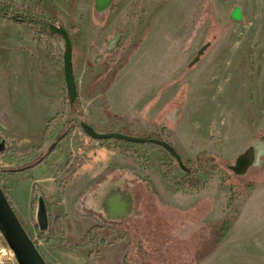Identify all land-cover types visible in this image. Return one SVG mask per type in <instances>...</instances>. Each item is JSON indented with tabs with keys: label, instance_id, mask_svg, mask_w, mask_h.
Segmentation results:
<instances>
[{
	"label": "rangeland",
	"instance_id": "obj_1",
	"mask_svg": "<svg viewBox=\"0 0 264 264\" xmlns=\"http://www.w3.org/2000/svg\"><path fill=\"white\" fill-rule=\"evenodd\" d=\"M226 1L115 0L111 11L96 14L90 12L87 0H0L15 5L12 8L21 6L34 21L25 24L9 19L12 14L0 15V141H5L0 182L5 193L8 177L17 172L2 170L28 165L64 132L65 139L57 147L68 150L69 156L56 178H62L66 161L92 158L99 146L129 158L134 215L127 232L102 224L106 231L112 230L106 240L123 235L122 241H114L110 255L106 254L109 246L99 244L102 233L77 246L94 225L76 222V215L65 219L66 235L52 238L61 247L81 249L86 255L101 246V258L89 257L87 264H264V7L255 10L252 18L246 13L236 21L231 11L241 5L224 10ZM253 5L258 7L260 2ZM51 18L71 31L77 87L72 105L63 78L64 42L35 24ZM11 69L16 73L17 111L8 98ZM112 108L124 111L128 118ZM80 122L99 132L159 135L174 147L185 168L156 144L90 138ZM252 144L257 147L256 159L244 174L235 173L230 166ZM213 153L229 160L220 166L222 170L213 171L211 161L193 163L199 155L207 158ZM185 160L192 163L184 165ZM104 165L76 173L64 187L66 199L81 198L86 214L94 215L90 203L96 180L89 179ZM187 168L196 171L203 187L179 184ZM105 177L102 173L97 181ZM26 178L32 181L30 175ZM247 182L254 188H239ZM232 184L238 188L231 190ZM27 191L30 194L29 188L20 190L23 199ZM173 192L179 194L177 200L171 199ZM34 210L35 206L33 214ZM234 210H239L238 216L228 236L206 259L193 262L207 232L202 228ZM185 223L192 224L187 237L178 234ZM24 226L36 236L41 250L46 240L39 238L35 220Z\"/></svg>",
	"mask_w": 264,
	"mask_h": 264
},
{
	"label": "crops",
	"instance_id": "obj_2",
	"mask_svg": "<svg viewBox=\"0 0 264 264\" xmlns=\"http://www.w3.org/2000/svg\"><path fill=\"white\" fill-rule=\"evenodd\" d=\"M79 0H76V3ZM89 2V10L92 13L93 8V0H87ZM260 6H254V3H259ZM234 4L241 5L243 16L246 13H250L247 17L252 18L253 12L257 9H261L264 7V0H227L226 5H223L221 8L229 9ZM245 4V7L242 6ZM253 7V8H252ZM257 7V8H256ZM229 11V10H226ZM246 11V12H245ZM245 12V14H244ZM252 12V14H251ZM71 17L74 19V13H71ZM77 25V22H75ZM78 26V25H77ZM79 28V27H78ZM264 29V28H263ZM12 67V66H11ZM15 70L11 69L8 73V84H9V104L14 111L18 110L19 102L16 99L14 91L16 89L15 86ZM20 108V105H19ZM112 111L120 113L122 116H125L124 111H116L112 108ZM53 112V111H52ZM51 112V114H52ZM177 138L180 136L177 133ZM178 138V139H179ZM117 150L114 148H106L103 146H99L93 149L91 161L80 170L79 173H83L87 167H99V165H104L103 169L96 172L91 178L96 180L94 188V195L92 196L93 202L90 203V207L93 208L94 215H89L85 213V208L83 207V201L79 196L72 197L71 200L66 199V192L63 189L62 193H60L55 178L58 175V170L61 169V166L64 164L67 156H69V151L57 147L52 153H50L42 162L38 163L34 167L30 169L28 172H17L8 177V198L11 201L12 207L15 210L19 219L26 223V221H34V214L32 211V200H33V182H35L41 189L40 192L44 195L46 202L50 203L49 213L50 217L52 214L58 215L61 218L67 219L70 215H76V222H81L84 226H92V225H104L111 226L114 231H122L127 232L128 224L130 223V217L134 215V208L128 209L126 213L117 214L110 212V207H108L107 201L112 196H120V195H132L131 198L134 197L133 193H129L128 188V178H129V158H122V156H115ZM99 155V156H98ZM121 155V154H120ZM100 156H106L108 158H100ZM73 157V156H72ZM82 171V172H81ZM105 173L106 177L103 182L101 180L97 181L100 178L101 174ZM30 175L32 177V181L26 180L25 177ZM82 177V176H81ZM85 177V176H84ZM26 184H29L27 187ZM23 188H29V191L25 194V199L22 198V193L20 192ZM93 193V192H92ZM171 199L177 200L178 193H171ZM91 195V194H90ZM254 195V191L248 195L246 201L250 200ZM185 196V195H184ZM120 198V197H119ZM181 199V197H180ZM186 199V196H185ZM134 200V198H133ZM240 208V213H242L243 208L245 207V202ZM87 203V202H86ZM247 203V202H246ZM85 204V203H84ZM90 208V209H91ZM74 221V222H75ZM52 222V217H51ZM66 222V221H65ZM107 223V224H106ZM127 227V228H126ZM112 231V230H111ZM192 231V224L185 223L181 230L179 231L180 236L187 237ZM177 234V232H176ZM66 235V231H65ZM122 241V239H121ZM115 244L109 246L106 250V254L110 255L111 248ZM245 249V247H241ZM247 249V246H246ZM245 249V250H246ZM110 250V251H109ZM41 251L45 255V257L51 262V264H87L88 257L84 252L80 250H75L70 247H61L58 245L55 239L50 241H45L44 246L41 247ZM121 259L123 258V251L119 250ZM101 258V257H100Z\"/></svg>",
	"mask_w": 264,
	"mask_h": 264
},
{
	"label": "water",
	"instance_id": "obj_3",
	"mask_svg": "<svg viewBox=\"0 0 264 264\" xmlns=\"http://www.w3.org/2000/svg\"><path fill=\"white\" fill-rule=\"evenodd\" d=\"M114 1L115 0H93V10L96 14H105ZM231 17L236 21H242L243 16L241 8L239 6H235L233 8V10L231 11ZM48 29L51 34L60 36L64 42V50L62 55L63 78L68 102L70 105H72L74 99L77 96V87L72 64V39L68 29L61 24L48 23ZM208 45L209 43H206L201 48H199L195 55V60L194 62H192V64L199 59L200 55L204 52ZM80 126L87 136L96 140L116 139L138 144L152 143L159 145L166 149L177 160L181 168H185L182 165L180 156L176 152L174 147L164 140L128 135L117 131L99 132L91 124L85 122H80ZM256 149V144L250 145L247 149H245L244 152H242L235 158V162L230 166V169L237 174H244L247 168L256 159L254 158V152ZM4 150L5 141L1 140L0 153ZM107 204L108 207H110V212L112 214L115 212L117 214H123L126 213L128 209H131L132 198L128 195H115L108 199ZM34 220L40 233L48 232L51 224V217L44 195L40 191L36 192L35 196ZM0 234L2 235L7 246L13 252L17 264H47L35 241L29 236L28 231L19 220L1 186Z\"/></svg>",
	"mask_w": 264,
	"mask_h": 264
},
{
	"label": "trees",
	"instance_id": "obj_4",
	"mask_svg": "<svg viewBox=\"0 0 264 264\" xmlns=\"http://www.w3.org/2000/svg\"><path fill=\"white\" fill-rule=\"evenodd\" d=\"M114 3H112V5L109 8V11H111L114 8ZM15 5H12V3H4V2H0V15L4 18H6L7 16H9L10 14H12V16H9V19L16 21V22H20V23H34L33 19L30 18V13H27V10L24 9V11H22V7L18 6L17 8H12ZM108 11V12H109ZM11 17V18H10ZM51 21V22H50ZM50 21H42V22H35V24H38L42 27V31H47L48 30V23L51 24H56V20L55 18H51ZM69 32H71L70 30H68ZM71 107V106H70ZM115 131V130H113ZM118 132V131H117ZM66 132H64L63 135H59L57 136V138L55 139V141L49 146V148L47 149V151L42 154L41 156H39L37 159H35L34 161L30 162L28 165L26 166H22L20 168L17 169H9V170H2V172H7V173H14V172H21V171H30V169L32 167H34L35 165H37L38 163L42 162L50 153H52L58 146V144L60 142H62L65 139L66 136ZM158 139H161V137L159 135L156 136ZM151 138V137H148ZM163 140V139H161ZM91 158H73L71 161H66V166L63 169V176L62 178H56L55 182L56 185L60 191V193H62L64 187L66 186V184L71 180V178L77 173V171L87 162H90ZM211 161L210 163V168L215 171L219 168H221V165H225L227 163H229L228 159L225 158H221L219 156H217L216 154H209V156L207 158H203V156L199 155L198 158L196 159V161H194L193 163H198L199 165L202 162H208ZM191 162V160H185L184 161V165L185 163ZM187 167V166H186ZM222 170V168L220 169ZM196 171L193 168H187L186 169V176L185 178L179 183L182 186H188L190 188H201L204 186V182L202 180H199V178L196 177ZM0 186L4 192V194L6 195L8 201L11 204V201L9 200L7 194L5 193L1 182H0ZM33 200H32V209H34L35 206V196H36V192L41 191L40 187L33 182ZM238 188L237 184H232V186L230 187L231 190H234ZM240 189L243 190H251L253 189V184L251 183H245L244 185L240 186ZM240 191H238L239 193ZM48 209L50 208V203L46 202ZM12 205V204H11ZM230 202H228V207L230 206ZM238 211L239 210H234V212L229 216L226 215L225 217H223L219 222L217 223H210L207 224L204 228H202L201 231L203 230H207L206 234H203L200 240V243L197 245L196 251L194 253V261L195 263H199L201 261H203L204 259H206L209 255H211L213 253V251L216 249V247L218 246L219 243H221L227 236L228 233L230 232L237 216H238ZM19 218V217H18ZM20 220V219H19ZM21 221V220H20ZM22 222V221H21ZM22 224L24 225V223L22 222ZM25 227V226H24ZM105 227L103 225H94L92 226L86 233L85 235L81 238V240L79 241V243L77 244V246H81V244H84L85 242H87L89 240V238H92L96 235H99L102 233V236L99 238V244L102 246H110L114 243V241H116L117 239H121L123 237L122 234H119V236H115L113 239H108L106 240V237H111L112 236V232H109L108 230L106 231L104 229ZM29 236L31 237V234L28 233ZM56 234H61V235H65V223H64V219L61 218L58 215H54V218L50 224L49 230L48 232L45 233H39V238L40 239H44L46 241L52 239ZM81 242V244H80ZM37 245V244H36ZM38 247V245H37ZM39 251L41 252L43 258L45 259V261L47 262V264H51V262L45 257V255L43 254V252L40 250V248L38 247ZM103 248L101 246L96 247V249H92L91 251H89L87 253V257H94V258H99L103 255Z\"/></svg>",
	"mask_w": 264,
	"mask_h": 264
},
{
	"label": "built area",
	"instance_id": "obj_5",
	"mask_svg": "<svg viewBox=\"0 0 264 264\" xmlns=\"http://www.w3.org/2000/svg\"><path fill=\"white\" fill-rule=\"evenodd\" d=\"M31 238L35 241L36 244L38 243V241L36 242V236L31 235ZM0 264H17L13 252L5 243L1 234H0Z\"/></svg>",
	"mask_w": 264,
	"mask_h": 264
},
{
	"label": "flooded vegetation",
	"instance_id": "obj_6",
	"mask_svg": "<svg viewBox=\"0 0 264 264\" xmlns=\"http://www.w3.org/2000/svg\"><path fill=\"white\" fill-rule=\"evenodd\" d=\"M165 141V140H164ZM167 142V141H166ZM173 157V156H172ZM174 158V157H173ZM111 229H113L111 226H109ZM108 231H111V230H108ZM112 232V231H111Z\"/></svg>",
	"mask_w": 264,
	"mask_h": 264
}]
</instances>
